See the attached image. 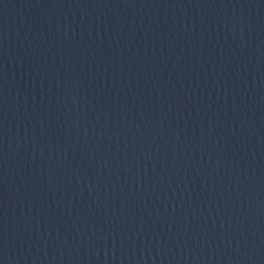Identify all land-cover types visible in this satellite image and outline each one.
I'll return each mask as SVG.
<instances>
[{
  "label": "water",
  "instance_id": "obj_1",
  "mask_svg": "<svg viewBox=\"0 0 264 264\" xmlns=\"http://www.w3.org/2000/svg\"><path fill=\"white\" fill-rule=\"evenodd\" d=\"M0 264H264V0H0Z\"/></svg>",
  "mask_w": 264,
  "mask_h": 264
}]
</instances>
